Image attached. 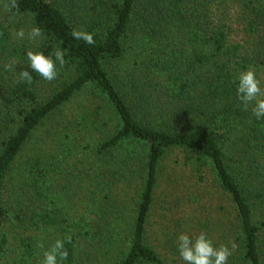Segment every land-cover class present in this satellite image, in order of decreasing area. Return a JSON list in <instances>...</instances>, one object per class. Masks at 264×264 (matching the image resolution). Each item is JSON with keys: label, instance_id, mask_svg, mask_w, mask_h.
I'll list each match as a JSON object with an SVG mask.
<instances>
[{"label": "trees", "instance_id": "obj_1", "mask_svg": "<svg viewBox=\"0 0 264 264\" xmlns=\"http://www.w3.org/2000/svg\"><path fill=\"white\" fill-rule=\"evenodd\" d=\"M5 2L0 264H41L65 234L64 264H77L95 229L96 242L108 233L102 264H186L176 237L201 230L235 244L228 264H264V119L236 96L249 65L264 88V0H18L15 16ZM33 25L46 39L17 38ZM57 46L66 63L47 81L27 51ZM160 203L163 252L149 237Z\"/></svg>", "mask_w": 264, "mask_h": 264}, {"label": "clouds", "instance_id": "obj_2", "mask_svg": "<svg viewBox=\"0 0 264 264\" xmlns=\"http://www.w3.org/2000/svg\"><path fill=\"white\" fill-rule=\"evenodd\" d=\"M4 8L13 16L17 15L19 13L18 0H6ZM71 34L75 40L83 41L89 45L95 43L94 34L89 31L73 29ZM16 36L19 39H24L27 36L28 40L33 42L46 39L45 33L38 25H33L27 32L21 27L17 30ZM65 55V50L59 46L50 55L45 54L42 50L29 49L27 64L40 77L52 81L58 75L57 66L63 67L66 63ZM4 67L11 69L14 64H5ZM19 75L26 83L33 82V76L28 70H21ZM236 81H238L236 96L242 109L244 111L250 109L257 120L264 119V88L261 87V81L254 67L249 65L241 71ZM71 241L70 234L58 237L52 245L44 250L41 264H64L69 256L66 244ZM37 247L44 248L43 242L38 241ZM176 247L181 259L186 264H228V258L232 255L235 244L220 243L217 245L206 231L201 230L193 235L181 232L176 237Z\"/></svg>", "mask_w": 264, "mask_h": 264}, {"label": "rangeland", "instance_id": "obj_3", "mask_svg": "<svg viewBox=\"0 0 264 264\" xmlns=\"http://www.w3.org/2000/svg\"><path fill=\"white\" fill-rule=\"evenodd\" d=\"M173 156V155H172ZM172 156L169 157V162H171ZM14 189L11 184H9L6 196L10 199L12 197V200L14 197H16L14 193ZM164 198V197H162ZM5 202L6 205L11 206L13 201ZM15 200V198H14ZM14 204V203H13ZM129 205V204H128ZM129 207H131L129 205ZM125 214L129 212L128 206L124 208ZM164 211V207L162 206V203L159 204L157 207V212L155 211V214L152 216V223L149 227V237L150 242H152V245L157 246L156 248L163 252L165 249H170L168 245H166L165 238H164V232H162V227L164 225V219H162V213ZM168 217H173L172 213H169ZM96 219V216L94 217ZM173 220V219H172ZM171 220V221H172ZM98 222V221H97ZM173 222H169L168 227L173 232L172 229ZM107 230L100 229L97 242H96V229L94 231L95 237L93 240H89L86 242H83L82 246L80 247L78 251V263L77 264H102V262L106 261L108 258L105 254L106 251V242L105 240L108 238ZM215 238L221 236V232L218 230L215 231ZM170 264H182L180 262H177L175 260L168 261Z\"/></svg>", "mask_w": 264, "mask_h": 264}]
</instances>
